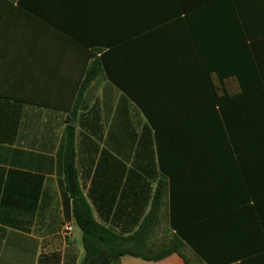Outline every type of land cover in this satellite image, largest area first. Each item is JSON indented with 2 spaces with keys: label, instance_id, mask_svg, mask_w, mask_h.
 Here are the masks:
<instances>
[{
  "label": "crops",
  "instance_id": "1",
  "mask_svg": "<svg viewBox=\"0 0 264 264\" xmlns=\"http://www.w3.org/2000/svg\"><path fill=\"white\" fill-rule=\"evenodd\" d=\"M101 55L110 79L79 96ZM69 124L94 219L145 216L160 162L146 245L186 242L184 260L111 264H264V0H0V264H83Z\"/></svg>",
  "mask_w": 264,
  "mask_h": 264
},
{
  "label": "trees",
  "instance_id": "2",
  "mask_svg": "<svg viewBox=\"0 0 264 264\" xmlns=\"http://www.w3.org/2000/svg\"><path fill=\"white\" fill-rule=\"evenodd\" d=\"M99 75H103L107 80L108 78L110 79V76L106 72L105 58L102 55L99 58H95L91 66L88 67L79 96L82 95L85 87ZM109 81L113 83L112 80ZM123 92L129 101L142 110L140 102L130 92ZM226 100L228 99L226 98ZM222 101H224L223 97H217V102ZM75 111L70 115L72 119L76 117ZM146 115L145 113V117H147L148 123H150V119ZM74 138L75 128L72 124H69L66 128L64 141V181L68 199L72 204L74 223L82 235L84 249L83 264L97 257L101 251L105 253V256L111 263L116 262L123 256L150 262L161 261L172 254H176L183 259L181 251L185 247L186 242H184V238L180 232L174 234L171 242L156 249H151L146 245L152 230L159 221L161 206L167 192V181L160 167V162L159 171L161 176L158 178L157 185L150 199L149 211L145 216H142L141 213L137 214V212H134L133 225L123 227L118 232L112 226H106L94 219L91 206L82 195L74 167ZM143 186L149 192V184L147 183ZM149 197L148 195L147 199Z\"/></svg>",
  "mask_w": 264,
  "mask_h": 264
},
{
  "label": "water",
  "instance_id": "3",
  "mask_svg": "<svg viewBox=\"0 0 264 264\" xmlns=\"http://www.w3.org/2000/svg\"><path fill=\"white\" fill-rule=\"evenodd\" d=\"M85 264H111L108 258L105 256V253L101 251L97 257L91 259Z\"/></svg>",
  "mask_w": 264,
  "mask_h": 264
},
{
  "label": "built area",
  "instance_id": "4",
  "mask_svg": "<svg viewBox=\"0 0 264 264\" xmlns=\"http://www.w3.org/2000/svg\"><path fill=\"white\" fill-rule=\"evenodd\" d=\"M73 230V225L71 223H65L62 227V234L64 237H69Z\"/></svg>",
  "mask_w": 264,
  "mask_h": 264
}]
</instances>
